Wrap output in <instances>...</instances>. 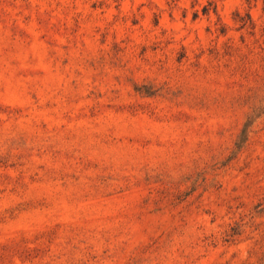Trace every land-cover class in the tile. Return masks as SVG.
Listing matches in <instances>:
<instances>
[{
  "label": "rangeland",
  "instance_id": "rangeland-1",
  "mask_svg": "<svg viewBox=\"0 0 264 264\" xmlns=\"http://www.w3.org/2000/svg\"><path fill=\"white\" fill-rule=\"evenodd\" d=\"M0 264H264V0H0Z\"/></svg>",
  "mask_w": 264,
  "mask_h": 264
}]
</instances>
